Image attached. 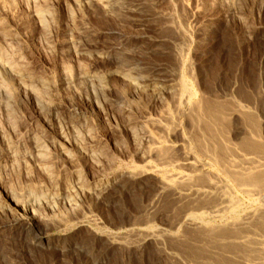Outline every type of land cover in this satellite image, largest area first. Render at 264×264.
Here are the masks:
<instances>
[{
	"label": "bare ground",
	"instance_id": "6f19581e",
	"mask_svg": "<svg viewBox=\"0 0 264 264\" xmlns=\"http://www.w3.org/2000/svg\"><path fill=\"white\" fill-rule=\"evenodd\" d=\"M223 1L227 14L236 13L233 0ZM116 2L119 0H0V185L6 194L0 201V233L23 248L80 254L90 243L71 223L77 221V229L83 227L93 212L90 206H82V200L87 196L94 207L105 210L116 194L127 196L138 190V198L126 207L133 214L122 221L128 228L121 231L118 227L116 233L94 229L89 234L98 237L97 241L103 237L107 248L118 251L153 244L160 264H264V101L235 84L222 87L220 94L199 87L186 60L188 38L175 27L171 12L157 13L176 38L172 67L163 71L168 73L164 83L145 84L128 62L122 64L123 59L116 57L117 50L98 55L115 64L109 72L90 69L85 61L91 57L85 48L88 36L78 26V18L91 10L112 14ZM24 39L40 45L43 56L58 41L56 47L65 57L60 69L56 66L58 85L71 94L68 121L60 113L63 105L50 97L51 79L30 72V66L17 56L15 48ZM81 45L84 49L79 50ZM111 76L118 77L125 88L118 91L110 86ZM144 96L149 109L141 104ZM74 98H83L85 104L95 107L96 114L78 115L71 104ZM140 105L145 107L143 111ZM23 106L32 110L34 127L19 120L20 116L17 119L15 110ZM109 115L121 121L120 131L134 147L140 164L126 160L125 169L116 168L108 178L99 174L89 179L79 166L72 165L75 168L69 177L66 173L58 176L59 169L57 175L53 173L56 167L49 162L55 156L51 153L54 157L46 158L52 155H46L50 150H46L49 145L41 128L53 131L49 144L60 159H70L73 151L98 168L102 145L90 123L107 120ZM29 162L44 182L11 188L9 173L20 166L27 175ZM112 166L109 163V169ZM160 210L166 215L161 216ZM161 217L166 228L153 225ZM51 227L61 230V237L50 240L41 236ZM94 227L102 229L99 223ZM21 255L24 258L27 252ZM4 257L0 253V261Z\"/></svg>",
	"mask_w": 264,
	"mask_h": 264
},
{
	"label": "rangeland",
	"instance_id": "374dc122",
	"mask_svg": "<svg viewBox=\"0 0 264 264\" xmlns=\"http://www.w3.org/2000/svg\"><path fill=\"white\" fill-rule=\"evenodd\" d=\"M263 1L264 0H233L234 12H236L234 15L233 13H226L227 5L223 0H119L118 3L116 2L117 7H113V16H111L112 14H107L105 16L98 10H91L90 12L83 14V19L78 18V26L80 28L82 27V30L86 29L85 32L88 36L85 48L91 57L85 60L86 64L90 69H93V71L106 74L115 64H109L107 60L98 55L117 50L120 53L117 52L116 57H121V60L123 59L121 61L122 64L128 62V67L131 65V69H135V71L140 74L145 84L164 83L168 78V73L166 74V72L163 71L167 68V70H169L172 67L173 60L171 58V53L173 52V46L176 44V38L173 37L174 35H172L170 30H166L164 26L165 21L162 22L164 17L158 14L162 13V11L163 13L171 12L173 15L172 21L174 22V25H176L175 27L181 29L188 38V50L190 52H187L186 60L190 62L194 73L193 78H195L194 80L199 87H208L211 91L216 90V92L220 94L222 87L224 88L231 84H235V86H238L237 88H240L242 92L244 89L249 92L251 91L254 96H259L264 101V4L261 8H258L259 4ZM133 8L135 10H133ZM162 17L163 19L161 20ZM82 25H84V28ZM162 27L165 28V32L167 31L166 33L162 31ZM169 33L171 34L169 35ZM31 42L32 41L25 39L19 42L21 45L18 43L19 45L17 46L19 47L15 48V50L17 49V53H19L17 56H20L26 67L30 66V68L27 67L30 72H37V74H34L48 80L51 79V87L53 86L52 88L54 90L50 87V97H56V99H53L55 101L58 100V103L63 105L61 106L62 110L60 113H64V118L66 119L68 115H70L66 109L70 106L68 97L71 94L69 90L67 91L65 88H60L59 79H57L59 78L57 77L59 76L58 69H60L61 66L60 60L63 62V59H65V57L62 56L61 51L56 47L58 41L55 42L54 49H56H53L52 52L48 51V54L45 52L44 56L41 47L38 48L40 45H37L36 42H32L31 44ZM25 45H28L27 47L29 48L27 49ZM82 48L84 49V46L81 45L79 50H82ZM58 57L59 59H57ZM60 57L63 58L60 59ZM118 62H120V59ZM123 67L124 69L126 68L125 66ZM108 79L109 85H112L114 89L119 91L122 90V88H125L122 87V82L118 77L111 76ZM228 96L231 97L230 95ZM144 98L145 96L141 99V104L147 106L146 108L149 109L148 99L147 97ZM82 99L83 98H74L73 102H71L76 113L80 112L79 114L77 113L78 115L85 113L96 114L97 111L95 107H92V105H89L88 103L85 104ZM66 100H68V102H66ZM65 103H67V105ZM22 108L26 110L24 111L21 108L15 110L17 119H19L20 116V118L22 117L23 119L21 118L19 120L25 122L28 127L32 125L35 126L34 121H36V119L33 118L35 116L32 110L26 106H23ZM144 108L145 107L140 105L141 111H143ZM71 115L74 116L72 113ZM110 117L111 116L109 115L107 120H95V118H93L95 121L90 123L93 127L94 137L96 140L98 139V141H100L99 144L101 143L102 145H100L102 147H100L102 155H100L101 160H99L101 161V164L98 168L94 167V164L91 162L89 164L82 156V158H79V155L73 151H71L70 159L63 157L60 159V157L56 155V151L53 150L49 144L50 138H52L51 136L54 137V134H52L53 131L46 128L44 129V127L41 128L47 138V146L49 145L46 150H50L47 151L48 154L46 153V155L50 156V154L53 153L55 156L54 157L51 154L52 156H50V158L48 156L46 157L49 160L52 159L51 157H54V159H52L53 161L51 160L49 162L47 160V162L50 164L52 163L56 167L52 169L53 173L57 175L58 172V176H63V174L66 173L65 176L69 177L72 169L79 166V169L84 174H87L89 179L92 176L97 177L99 174L101 177L104 176V178H108L114 173V171L116 172L125 169L122 164H124L126 160H132L134 164H140L138 157L134 153V147L130 142L126 141L123 132L120 131L121 121L117 117L115 120H112V117ZM39 126L42 127V124L40 123ZM124 138L125 140H122ZM57 157L60 160L57 161ZM103 160L107 163H104ZM56 162L59 165H56ZM111 162L113 168L109 169V163ZM28 165L30 168V175L29 173L25 175L20 166H18L17 169L14 168L13 172L11 171L9 173V175L12 174L13 176H8L7 178V184H9L11 188H22L25 184L33 185L37 181L44 182L43 180L45 179L43 175L34 169L32 163L29 162ZM68 165L75 167L72 168V166L69 167ZM61 168L63 169V172ZM64 168H67V171ZM108 169L112 171H109ZM95 171H97V173ZM3 187L4 186L0 185L1 202L6 198V194L2 189ZM116 195V200L113 198L115 200H113L114 203L110 207L105 208V210L101 207V209L94 207L92 205V200L90 198L87 199V196L86 200H82V206H90L89 208H92L91 211L93 212L89 214L87 221L83 223V227L77 229V227L80 226V223L77 221L71 223V228L79 230L77 233L90 243L89 247H86L80 254L70 252L62 255L60 254V250H54L52 248L51 250H42L29 246L23 248L21 244L19 245V242L9 243L5 235L0 233V253L5 256L3 260L7 257V260H1L0 264H160L156 261L157 255L153 244H146L142 248H137V250L131 248L129 251H118L115 248H107L104 245L103 237H100V240L97 241L96 239L98 237L89 234V231L92 232L94 229L97 233L103 231L116 233L118 227H121V231L128 228L124 227L122 221L127 220L129 213L133 214V212H129L130 209L128 210L126 207L138 198L139 192L138 190H135V192L127 196ZM120 197L121 199H119ZM245 204L247 205V203ZM122 208L123 212L121 211ZM40 210L43 211L42 209ZM159 212L161 216L163 214L166 215L163 210H160ZM105 214H107V217H105ZM90 217H92L91 223L88 221L90 220ZM97 223L102 227L101 230L94 227ZM117 224H120L121 226H118ZM153 225L155 227L166 228L165 218H157L153 221ZM47 230H44L41 236L44 237L46 235L45 237L50 240H55L63 234L61 230L58 231L54 228L50 230L47 228ZM73 233L74 232H71V234ZM4 238L7 242H2L1 245V241H5ZM92 246L94 248H91ZM21 252H27V255L23 258Z\"/></svg>",
	"mask_w": 264,
	"mask_h": 264
}]
</instances>
